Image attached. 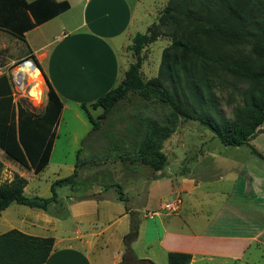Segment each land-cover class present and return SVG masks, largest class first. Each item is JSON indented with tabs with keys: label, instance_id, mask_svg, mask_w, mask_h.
I'll list each match as a JSON object with an SVG mask.
<instances>
[{
	"label": "crops",
	"instance_id": "1",
	"mask_svg": "<svg viewBox=\"0 0 264 264\" xmlns=\"http://www.w3.org/2000/svg\"><path fill=\"white\" fill-rule=\"evenodd\" d=\"M25 1L32 4L38 0ZM143 1L76 0L80 19L64 18L74 7L68 1L71 7L67 12L24 33L25 41L0 31L11 37L15 49H24L19 55L0 54V66H11L34 55L64 104L60 123L71 103L80 109L85 104L92 114L91 105L116 88L134 62L126 54L134 37L143 28L148 30L155 22L149 18L157 20L169 0H151L152 10L143 9ZM2 14L13 22L17 11H0ZM41 77L47 98L48 89L42 74ZM102 113L103 110L99 116ZM76 116L79 118V114ZM262 135L264 132L245 145L247 148H237L245 151L235 157L237 173L233 178L210 176L216 167L212 158L193 171L188 168L191 163L187 166L181 160L172 175L167 150L173 135L164 144L168 164L163 171L153 172L148 178L140 174L128 176L132 185L124 192L129 198V212L115 192L101 198L78 197L70 192L61 195L57 188V202L48 211L29 207L24 210L26 206L12 204L0 215L16 212L17 222L11 223L9 231L16 229L29 236L55 239L46 264H123L130 212L140 216L139 235L131 246L140 260L169 264L170 253H184L192 256L191 264H263L264 145L257 143ZM205 155L208 154H199L194 161L200 165ZM0 161L4 165L2 182H11L19 175L28 181L26 196H52V185L59 179L48 181L49 197L39 184L48 167L35 174L5 153L0 155ZM177 198L183 201L179 213L167 212L164 205Z\"/></svg>",
	"mask_w": 264,
	"mask_h": 264
},
{
	"label": "trees",
	"instance_id": "2",
	"mask_svg": "<svg viewBox=\"0 0 264 264\" xmlns=\"http://www.w3.org/2000/svg\"><path fill=\"white\" fill-rule=\"evenodd\" d=\"M70 7L68 1L38 0L28 4L25 0H0V11H17L13 22L5 14L0 16V31L25 41L24 33ZM165 33L171 37L172 45L163 52L158 76L145 81L141 71L143 50ZM248 43L252 54L264 60V0H169L158 23H153L145 34L134 37L129 47L134 62L124 80L91 105L94 109L101 108L102 115L94 118L88 106H81L92 124L93 134L83 143L84 149L94 141L105 144L104 153L91 160H105L114 151L119 162L128 163L131 169L137 170L139 166L161 172L168 164L165 142L188 120L205 123L226 147L248 145L264 125V67L256 70L248 59L228 55L230 48ZM26 60L34 61L44 78L47 103L41 114L31 112L15 102L10 78L1 75L0 149L9 159L40 174L50 163L64 104L36 57L30 55ZM216 71L251 83L247 104L232 122L216 124L211 120L210 109L216 108L211 80ZM135 101L131 121L123 130H114L116 122H112V116ZM152 104L166 107L164 119L151 113ZM87 164V161L78 162L71 176L53 183L52 196L42 198L25 195L28 181L24 177L15 175L11 182H2L4 165L0 161V214L12 204L48 211L57 202L56 189L64 186L74 189L79 171ZM113 187L117 200L129 212V198L121 185L110 184L105 190ZM130 216L123 264H153L138 259L132 251L131 246L139 235L140 216L136 212H130ZM54 243V238L33 237L16 229L0 234V264H46ZM191 262L189 254H169V264Z\"/></svg>",
	"mask_w": 264,
	"mask_h": 264
},
{
	"label": "rangeland",
	"instance_id": "3",
	"mask_svg": "<svg viewBox=\"0 0 264 264\" xmlns=\"http://www.w3.org/2000/svg\"><path fill=\"white\" fill-rule=\"evenodd\" d=\"M68 1L72 2L74 7L64 18L70 16L74 19H80L81 12L76 0ZM143 4V9L152 10L151 0H144ZM160 14L161 12L157 17V20L156 18L155 20H152L154 17L149 18L152 21L151 23L155 21L154 23L157 24ZM145 29L143 28L141 30L142 34L147 32ZM166 31H168V29ZM20 45L24 47L21 42ZM171 45L172 39L167 33H165L156 42L149 44L144 48L142 53L143 63L141 71L145 81L158 76L163 52ZM21 50L24 52V49H21L20 47L17 49L14 48V43L9 35L0 33V54L19 55ZM126 51L128 58H131L132 61H134L132 52L129 51V49ZM228 55L234 59H248L256 70H260L264 67V60H259L252 54L251 45L249 43L241 47L230 48ZM25 61L26 60L21 59L15 62L13 67L10 69V72L20 71L25 64ZM7 70L8 69H4V71ZM30 83L31 80L28 79L27 85ZM42 87H44L43 81ZM250 88L251 83L246 80L232 77L221 71L214 72L211 80V89L216 108L210 109L212 116L211 120L216 124H220L222 122H232L235 120L237 114L243 110L247 104V95ZM43 91H45V88H43ZM15 101L17 103H22L31 112L41 114L46 106L47 98L45 92L42 98H37L32 95L31 90L24 96L23 94L17 96ZM136 103L137 101H135L132 105L129 104L112 116V122H116L114 130H123L126 127L127 122L131 121L130 114L134 111ZM166 110L165 106L152 104L151 113L160 119H164ZM91 111L92 115L97 118L102 112V109H92ZM73 112H75V114ZM76 113L79 114V118L76 116ZM263 132L264 129H261L259 135ZM91 135H93L92 124L88 120L86 114L78 106L71 103L70 109L66 110L63 120L58 127V138L53 151L51 164L40 177L39 184L43 186L42 193H44L46 197L51 196L48 183L53 179H61L71 176L76 169V164L81 161H87L88 164L79 171L77 185L74 189H72L71 186H64L63 188H60L59 193L61 195L64 193L69 195L70 192V195L78 197L101 198L105 195L108 196L114 193L116 190V188L113 187L106 191L105 188L107 185L119 184L123 187V189H125L128 185H132L129 180L131 178L128 176H133L135 174V176H137L140 174L143 177L148 178V176L153 173L152 169L149 167L138 166L137 170L131 169L128 163L119 162L114 151H111L112 154H110L108 158H105V160L104 158L96 159L94 161L91 160L93 156L99 153H104L103 150L105 146L104 142L97 143L94 141L90 142L91 144L84 149L83 143L89 139V136ZM172 140L173 143L169 145L167 150L170 158V165L172 167L171 169L173 171L172 175L176 172V167L180 165L181 160L182 162L184 160L185 163H183L185 165H187V163L188 165L191 163L190 166H187L193 171L194 168H202L204 164L209 161V158H212L214 159L213 162H216L214 163L216 167H213V172L209 173L210 176L214 175L223 176L224 178H233L234 174L237 173V166L234 164L236 161L235 159L238 158V156L243 155L242 152L245 151V149L237 151V148L222 145L205 123L195 120H188L187 122L181 124L172 137ZM257 143L264 145V135L257 139ZM244 148L247 147L245 146ZM80 151L81 153L79 155ZM205 153L208 155H205V159L200 165L197 162L198 160L194 161L199 154L204 155ZM1 154H4V152L0 149V155ZM177 161L179 162L177 163ZM198 175L199 170L197 172L196 169L194 176L197 177ZM34 184H38V181ZM106 192H109V194H106ZM27 209L28 207H24V210ZM16 215V212L12 210H10L9 213H5L3 217L0 215V234L8 232L13 221L17 222L15 221Z\"/></svg>",
	"mask_w": 264,
	"mask_h": 264
},
{
	"label": "built area",
	"instance_id": "4",
	"mask_svg": "<svg viewBox=\"0 0 264 264\" xmlns=\"http://www.w3.org/2000/svg\"><path fill=\"white\" fill-rule=\"evenodd\" d=\"M31 63L33 66V69L39 70L37 65L34 63L32 60H26L25 64ZM14 64L11 66H0V76L3 74H6L10 78V83H11V88H12V94L14 97V100L16 99L17 96L20 94L26 95L28 92L32 90L34 87L35 83H28L29 76L25 73H21L20 71L17 72H10V69L13 67ZM4 69H8L7 71H4ZM41 76V75H40ZM42 78V77H41ZM44 91L43 87H41V92H40V98L43 97ZM16 102V101H15ZM183 201L181 198H177L174 201L168 202L164 205V209L171 213V214H178L181 207H182Z\"/></svg>",
	"mask_w": 264,
	"mask_h": 264
},
{
	"label": "bare ground",
	"instance_id": "5",
	"mask_svg": "<svg viewBox=\"0 0 264 264\" xmlns=\"http://www.w3.org/2000/svg\"><path fill=\"white\" fill-rule=\"evenodd\" d=\"M32 66L33 65L31 63L24 64L20 72L27 74L31 80V83H35L32 89V95L39 98L42 87V81L40 77L41 74L39 70L33 69Z\"/></svg>",
	"mask_w": 264,
	"mask_h": 264
}]
</instances>
